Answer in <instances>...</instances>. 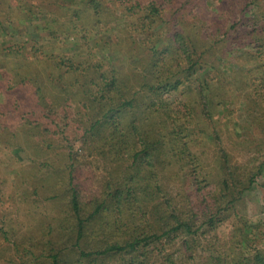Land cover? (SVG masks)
I'll list each match as a JSON object with an SVG mask.
<instances>
[{"label":"trees","instance_id":"1","mask_svg":"<svg viewBox=\"0 0 264 264\" xmlns=\"http://www.w3.org/2000/svg\"><path fill=\"white\" fill-rule=\"evenodd\" d=\"M250 2L82 0L69 8L73 26L100 34L124 61L97 57L89 41L46 58L23 56L28 37L4 47L19 55L7 85L0 81L9 97L0 116L16 118L3 130L7 147L29 154L48 201L35 188L38 222L0 227V264H183L202 235L216 237L222 215L234 218L237 235L219 264H264V225L240 215L264 170V21ZM234 20L239 33L228 38ZM221 34L228 39H214ZM206 146L218 147L215 157ZM79 149L103 164L100 178L81 176ZM235 149L252 151L248 161L234 162ZM53 165L52 182L40 174ZM178 238V254L162 255L164 241Z\"/></svg>","mask_w":264,"mask_h":264},{"label":"rangeland","instance_id":"2","mask_svg":"<svg viewBox=\"0 0 264 264\" xmlns=\"http://www.w3.org/2000/svg\"><path fill=\"white\" fill-rule=\"evenodd\" d=\"M250 1L248 9H250L251 15L255 11H261V18L264 21V16H262L264 6H262V9L261 7L259 8L260 5H264V0ZM210 2L211 6H217L218 4V0H210ZM81 3L82 0H0V17L3 19L2 22H4L0 24V81H3L7 85V82H5L6 74L4 73L10 70L13 63L19 61L18 54H14L13 56L6 54L5 56L4 52V47L15 42L18 38H29L26 51L22 50L24 57L33 56L35 58V53L40 58L53 55H69L71 49L74 50L75 43H88L89 41L91 51L97 57H115L116 62L125 58V56L120 57L114 52H110L106 44L107 39L105 41L98 39L100 38V34L95 36L96 34L94 35L93 33L92 35L88 32L87 28L85 29L83 26H80L81 24H77L78 26L76 27L73 26L72 12H70L71 10L69 8L78 7ZM211 6H209V9L212 11L214 8ZM8 15H11V17L8 18ZM187 22H199L201 24L193 16H190ZM234 22L237 27L230 30L228 38L234 37L239 33L237 20H234ZM84 38L87 39L83 40ZM220 38L224 40L228 39L225 34H221L220 37H215L214 39ZM86 52L82 51L80 56H85ZM4 84H1V87H4ZM8 98L5 93L0 91V104H6ZM10 100H12L11 97ZM244 116L238 119L240 125L245 123ZM0 118L2 119L0 120V227L7 221H13L17 229L25 231L30 226H34L35 222H38L37 219L39 216H37L36 205L43 200L39 194L41 193L45 198L48 194L46 188L40 186L38 183L43 182L44 184V181L40 180L37 174L33 176L32 167L34 163L30 159L29 154L18 146L7 147L8 136L6 135L7 128L5 126L14 123L16 118H11V115L7 117L0 116ZM4 127L6 128L5 131H3ZM4 132L5 134H2ZM249 133L251 134V132ZM20 139L24 143L27 140L29 141L24 134L20 135ZM225 144L227 146L226 142ZM205 150L208 158L215 157V152H217L218 147L206 146ZM60 151V148H54L50 152L49 157L57 159L60 156ZM234 152V162H245L250 156L247 152L252 151L235 149ZM78 153V157L81 160L80 165L83 166L81 176L84 177L86 174L92 173L94 177L100 178L104 173L103 164L90 156H86L84 150L79 149ZM10 156L13 158L10 159ZM41 159L44 160L45 158L42 157ZM263 160L264 152L261 154L257 164ZM21 168L27 172L22 171L21 173ZM53 170L59 169L55 165L49 166L40 175L52 174L51 179L53 182L57 179ZM256 182L252 190L245 196V199L241 201L243 203V211L240 215H245L250 222L260 221L264 225V188L260 185V183L264 182V170L263 174L258 176ZM35 188L38 189V195L35 194ZM47 201L46 198L45 203ZM238 211L240 210L238 209ZM221 219L219 222L221 226L217 229L216 237L209 233L202 235L200 237V246H196L191 252L194 258L190 260L184 259L183 264H219L217 257L219 255L223 256L225 249L229 250L232 247L237 235L234 229L236 223L233 222L234 218L225 219V216L222 215ZM179 241H181L180 238L169 245L167 244L168 242L164 241V248L166 250H163L161 254H166V257L172 253L177 255ZM5 244V240L3 238L0 239V248ZM262 246L264 247V242L259 245V247ZM165 260L166 258L164 260H159L158 258L154 264H164L163 262ZM176 260L179 263V259Z\"/></svg>","mask_w":264,"mask_h":264}]
</instances>
